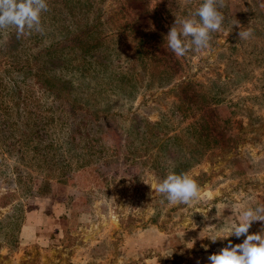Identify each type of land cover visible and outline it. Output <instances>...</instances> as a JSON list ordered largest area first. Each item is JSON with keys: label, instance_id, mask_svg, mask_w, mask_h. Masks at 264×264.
Here are the masks:
<instances>
[{"label": "rangeland", "instance_id": "1", "mask_svg": "<svg viewBox=\"0 0 264 264\" xmlns=\"http://www.w3.org/2000/svg\"><path fill=\"white\" fill-rule=\"evenodd\" d=\"M47 3L41 32L0 29V264H207L242 243L210 237L264 206V0H223L184 56L167 35L203 0ZM173 171L198 198L155 191Z\"/></svg>", "mask_w": 264, "mask_h": 264}, {"label": "clouds", "instance_id": "2", "mask_svg": "<svg viewBox=\"0 0 264 264\" xmlns=\"http://www.w3.org/2000/svg\"><path fill=\"white\" fill-rule=\"evenodd\" d=\"M223 7V0H203L201 6L182 22L176 20L167 35L168 47L177 56H184L193 49L206 48L211 33L220 30L224 21L218 10ZM48 10L47 0H0V29L15 26L19 39L31 32H41V14ZM182 23L178 30L177 24ZM239 38L248 39L251 31H239ZM173 205L188 204L199 197L200 186L188 172H169L155 188ZM253 221H264V206L257 205L243 210L237 223L226 230L222 236H212L213 243L218 237L234 235L245 237L242 243L233 244L231 240L218 252L207 257V264H264V229L258 233H249ZM199 264V262H198Z\"/></svg>", "mask_w": 264, "mask_h": 264}, {"label": "trees", "instance_id": "3", "mask_svg": "<svg viewBox=\"0 0 264 264\" xmlns=\"http://www.w3.org/2000/svg\"><path fill=\"white\" fill-rule=\"evenodd\" d=\"M88 26L90 27L91 25H88ZM86 32H87V30L84 31V34L83 35L79 36V39H77V37H76V41L78 42V44H79V46L81 48H84V49H88L89 48V49H91L92 48V45L94 43H90V42L86 41L87 40L86 39V36H88V34H86ZM200 128L203 129L204 127L203 126H200Z\"/></svg>", "mask_w": 264, "mask_h": 264}]
</instances>
